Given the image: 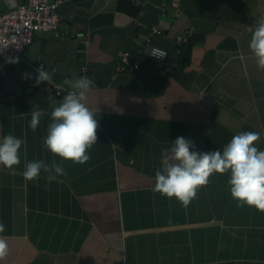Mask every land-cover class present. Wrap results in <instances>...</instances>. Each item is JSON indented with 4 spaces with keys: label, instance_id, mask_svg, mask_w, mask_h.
<instances>
[{
    "label": "crops",
    "instance_id": "crops-1",
    "mask_svg": "<svg viewBox=\"0 0 264 264\" xmlns=\"http://www.w3.org/2000/svg\"><path fill=\"white\" fill-rule=\"evenodd\" d=\"M22 1L0 0V11ZM57 11L58 29L35 32L26 62L0 59V138L25 141L19 166L0 165V237L9 245L0 264H264V212L237 207L230 173H213L187 208L153 191L177 137L211 152L255 131L264 151V70L248 32L264 18V0H66ZM152 25L164 32L152 38L168 51L163 68L143 43ZM124 50L141 60L132 73L116 71ZM40 64L61 84L93 81L86 103L97 143L85 164L44 146L50 102L64 96L35 84ZM33 106L48 113L36 131ZM36 160L62 162L66 174L26 181L24 165Z\"/></svg>",
    "mask_w": 264,
    "mask_h": 264
},
{
    "label": "clouds",
    "instance_id": "clouds-1",
    "mask_svg": "<svg viewBox=\"0 0 264 264\" xmlns=\"http://www.w3.org/2000/svg\"><path fill=\"white\" fill-rule=\"evenodd\" d=\"M248 32L251 34L249 49L258 69L264 70V18L249 26ZM149 54L161 60L167 57V53L161 49H154ZM15 62H18V58ZM36 71V85L51 81L50 72L42 67ZM63 85L68 89L67 94L60 101L50 102L52 110L44 146L62 161L85 164L91 159L89 150L97 143L95 112L86 103L93 81L81 76L66 78ZM45 115L48 113L33 106L29 123L32 131H36ZM260 138L258 132L241 131L231 138L222 151L200 152L193 150L195 145L191 139L177 137L170 154L162 157V167L155 171L153 191L169 199L175 197L182 207L187 208L198 198V190L210 183L209 177L213 173H230V193L237 201V207L248 205L264 212V151L257 147ZM24 143V139L13 134L0 138V165L8 169L19 166L20 150ZM41 171L54 172L58 176L66 174L62 162L53 161L49 165L43 160H36L25 163L22 175L26 181H38ZM48 178L54 177L49 175ZM4 231L5 225L0 222V233ZM8 253L9 245L0 237V260Z\"/></svg>",
    "mask_w": 264,
    "mask_h": 264
},
{
    "label": "built area",
    "instance_id": "built-area-1",
    "mask_svg": "<svg viewBox=\"0 0 264 264\" xmlns=\"http://www.w3.org/2000/svg\"><path fill=\"white\" fill-rule=\"evenodd\" d=\"M65 1L25 0L12 10L0 11V59L3 62L12 64L26 62L25 50L32 44L35 32H47L58 29L61 17L57 10ZM162 34L164 32L161 27L152 25L143 35L144 46L149 49L148 58L159 68H163L166 65L168 51L153 44L152 38ZM174 38L179 42L188 40L187 34L184 33L175 34ZM154 49L164 50L167 53V57L161 60L150 55L149 53ZM16 58H18V62H15ZM140 64L141 60L138 54L130 50H124L117 62L116 71L132 73L139 68ZM38 67L44 69L42 64L38 65ZM47 84L51 96L62 97L67 94V87L54 80L53 77Z\"/></svg>",
    "mask_w": 264,
    "mask_h": 264
}]
</instances>
